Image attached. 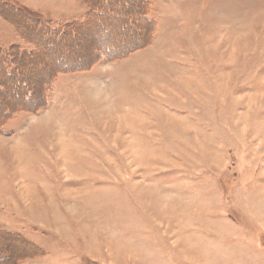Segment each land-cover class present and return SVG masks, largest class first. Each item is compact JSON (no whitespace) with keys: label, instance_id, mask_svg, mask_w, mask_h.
<instances>
[{"label":"rangeland","instance_id":"obj_1","mask_svg":"<svg viewBox=\"0 0 264 264\" xmlns=\"http://www.w3.org/2000/svg\"><path fill=\"white\" fill-rule=\"evenodd\" d=\"M149 2L151 38L102 16L68 38L23 25L25 42L0 16L4 51L42 45L6 108L84 70L3 128L0 264H264V0ZM89 3L108 6L0 0L56 27Z\"/></svg>","mask_w":264,"mask_h":264},{"label":"trees","instance_id":"obj_2","mask_svg":"<svg viewBox=\"0 0 264 264\" xmlns=\"http://www.w3.org/2000/svg\"><path fill=\"white\" fill-rule=\"evenodd\" d=\"M91 3L95 4L94 1ZM107 3H108V6L106 9H102L100 7L102 11H100L99 7H95L89 3L90 10L83 22L78 23L74 21V22L60 24L58 27H56L57 25L53 26L54 23H51L50 21L44 22L40 19H37V20L32 19L27 14L26 11L20 10L19 12L17 9H15V7H13L10 4H0V10L7 9L5 11H1L0 16L4 17L7 15L8 17H11L10 19L6 18L7 21L8 22L10 21V23L16 28L19 38L21 36L24 41L27 40L28 42H30V40L27 38V35H26L27 33L25 32L23 25H26V24L30 25L33 27V29H37L38 32L47 34L48 37L54 38L58 36V38H62V37L68 38L73 33H75L77 29L85 28L89 23H91V20L93 21L92 17L100 18L102 16H104L105 19H108L111 21L114 20V23H120L122 21L129 20V24L134 23V27L140 29L139 31H142L144 36L146 37L150 36L151 38L153 30L148 32L146 30L147 26H145L148 24H151V25L153 24L148 19L149 17L148 15L150 13V5H151L149 0H111L110 3L109 1L106 0V4ZM140 6L144 7L143 11H141ZM134 19L139 21L137 25L135 24ZM34 42L33 44H31L34 47L33 51L32 50L27 51L24 48L20 47L18 44L10 45L9 48L11 49L4 51L0 44V59H1L0 60V135L4 134L3 128L6 127L15 118L16 115L22 112L37 113L42 107L47 106V102L49 103L48 96L50 92L55 89L59 76L63 74H67V73L84 71L83 69L80 70L81 68H78L77 70L76 69L66 70L67 72L65 73L63 72V70L65 69H61V71H57L55 73L54 77L48 83L45 82V84L42 86L43 90L41 88V91L39 93L40 99H37L39 100L38 105H36L33 108H27V107H24L18 104H14L15 107L13 109H10L9 106L6 108L3 102L4 96H7V94L10 93L11 99H15L17 97L15 94V90L21 89V88L23 89L24 87H27V90L30 89L26 83L20 80V77L22 76L20 75V70H21L20 68L22 64L24 65V62L22 63V61H20L19 59H23L24 57H27V56H34V55L36 56L37 54L41 52L42 45H37ZM149 42H150V39L147 41V44ZM144 46H147V45H143V47ZM133 52H134V49L132 50L130 48L128 49V51H126L122 55L119 54L117 58L123 57V56L126 57ZM108 53L109 51H106L104 49L100 51L96 49L95 55L100 57L99 62L103 60L110 61L112 59L110 58ZM19 63H21V65H19ZM93 68H95V65H91L89 69L91 70ZM15 72L18 73V76L15 75ZM11 87L13 88L12 90H11ZM31 94L32 92L29 91V95ZM26 97L30 99L28 95ZM4 233L6 232L3 231L2 233H0V237L3 236L2 234ZM8 234L12 238H14V240H19L20 241L19 243L23 245L25 249H30L32 247L43 253L44 250L40 249L41 247H39L34 242L26 239L25 237L21 235H17V234H12V233H8ZM3 238H6L8 240L10 239L8 235H4ZM18 263L19 262H17V264Z\"/></svg>","mask_w":264,"mask_h":264},{"label":"crops","instance_id":"obj_3","mask_svg":"<svg viewBox=\"0 0 264 264\" xmlns=\"http://www.w3.org/2000/svg\"><path fill=\"white\" fill-rule=\"evenodd\" d=\"M13 7H14V6H13ZM11 25H12V24H11ZM12 26H13V25H12ZM13 27H14V26H13ZM14 28H15V27H14ZM15 29H16V28H15ZM15 32H16V35H17V39L19 40L20 38H19V36H18V34H17V30H16ZM13 44H17V43H11L10 45H13ZM221 214H229V213H227V212L224 213V212H223V213H221ZM227 216H229V215H227ZM212 225H213V224H212ZM215 231H216V229L214 230V232H212V231L210 232V234H212V237L215 236V235H214ZM216 234H217V233H216ZM222 235H225V236H222ZM219 236H222V237H221V240H222V241H228V240H229V239L227 238V233H224V234L221 233V234H219Z\"/></svg>","mask_w":264,"mask_h":264},{"label":"bare ground","instance_id":"obj_4","mask_svg":"<svg viewBox=\"0 0 264 264\" xmlns=\"http://www.w3.org/2000/svg\"><path fill=\"white\" fill-rule=\"evenodd\" d=\"M61 132H63V131H61ZM64 136V135H63Z\"/></svg>","mask_w":264,"mask_h":264}]
</instances>
